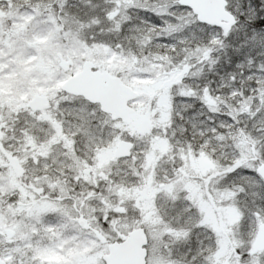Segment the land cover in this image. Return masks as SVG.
<instances>
[{
	"label": "rangeland",
	"instance_id": "374dc122",
	"mask_svg": "<svg viewBox=\"0 0 264 264\" xmlns=\"http://www.w3.org/2000/svg\"><path fill=\"white\" fill-rule=\"evenodd\" d=\"M227 3L229 31L178 0H0L2 260L103 264L142 228L146 264H264V8ZM86 59L137 92L126 123L60 89Z\"/></svg>",
	"mask_w": 264,
	"mask_h": 264
},
{
	"label": "water",
	"instance_id": "95a60500",
	"mask_svg": "<svg viewBox=\"0 0 264 264\" xmlns=\"http://www.w3.org/2000/svg\"><path fill=\"white\" fill-rule=\"evenodd\" d=\"M178 3L188 8L202 24L229 30L235 23L233 14L226 9V0H178ZM61 89L69 94L82 96L90 103H98L100 110L109 114L112 120L120 119L124 122L133 112L128 103L137 97V93L118 77L93 69L88 60L82 63L79 72L62 83ZM28 106L31 110H40L46 106V98L36 95L28 102ZM150 127L148 117L136 124L139 133L147 132ZM130 148V143L120 142L115 148L114 157H127ZM256 173L264 183V163L256 168ZM80 223L82 224L81 221ZM146 243L143 229L136 228L121 241L108 245V251L103 256L104 264H145ZM253 247L257 251L264 249V222L257 228ZM0 264L6 262L0 258Z\"/></svg>",
	"mask_w": 264,
	"mask_h": 264
},
{
	"label": "trees",
	"instance_id": "16d2710c",
	"mask_svg": "<svg viewBox=\"0 0 264 264\" xmlns=\"http://www.w3.org/2000/svg\"><path fill=\"white\" fill-rule=\"evenodd\" d=\"M176 2H177V0H176ZM175 3V2H174ZM228 4V3H227ZM262 7L264 8V3H262ZM186 15H188L192 20H194V18H195V16H193L191 13H186ZM261 16H259L258 17V19L259 20H256V22L254 23H250V26H252V27H256V28H261V27H264V12H262L261 14H260ZM94 18L95 19H97L98 18V16L97 15H94ZM76 19H77V21H79V22H81V23H83V19H84V17H82V16H79L78 15V17H76ZM195 20H196V18H195ZM238 21H239V19L237 18L236 19V23H235V25L238 23ZM92 21H90L89 23H91ZM72 25H73V27H71V26H67V28H69L70 29V27L71 28H73L74 30V32H76V34H78V36H82L83 37V39H85V41L87 40V38L84 36V33L82 32L83 31V27H84V23L82 24V28L81 29H79V26H78V24L76 23V22H72ZM203 25V24H202ZM234 25V26H235ZM206 26V25H205ZM219 43H221V41L219 42ZM195 59V61L196 60H198L197 58H194ZM193 59V60H194ZM93 64V63H92ZM189 66H191V67H193V66H198V65H196L195 63H192L191 65H189ZM96 67V66H95ZM195 68V67H194ZM174 73H172V75H173ZM174 77H175V75H174ZM241 78H242V76H241ZM172 82V81H171ZM225 111H227V109L225 108ZM186 125L188 126V124H187V122H186ZM186 126V127H187ZM189 127V126H188ZM188 129V128H187ZM182 134H183V132H182ZM190 137H188V139H189ZM118 240H120V239H118ZM117 240V241H118ZM112 240L111 239H107L106 240V243H110ZM260 252H262V251H260ZM259 252V253H260Z\"/></svg>",
	"mask_w": 264,
	"mask_h": 264
},
{
	"label": "bare ground",
	"instance_id": "6f19581e",
	"mask_svg": "<svg viewBox=\"0 0 264 264\" xmlns=\"http://www.w3.org/2000/svg\"><path fill=\"white\" fill-rule=\"evenodd\" d=\"M262 3H264V0H262ZM259 16H261V15H259ZM259 16L255 17V19H254V21H253L254 23L256 22V20H259V19H258ZM253 22H252V23H253ZM255 28H256V27H255ZM256 232H257V230H256Z\"/></svg>",
	"mask_w": 264,
	"mask_h": 264
}]
</instances>
